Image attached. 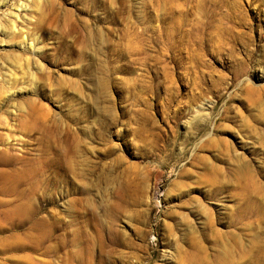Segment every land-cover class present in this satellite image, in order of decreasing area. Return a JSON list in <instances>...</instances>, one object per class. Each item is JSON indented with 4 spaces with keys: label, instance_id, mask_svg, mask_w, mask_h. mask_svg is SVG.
Segmentation results:
<instances>
[{
    "label": "rangeland",
    "instance_id": "obj_1",
    "mask_svg": "<svg viewBox=\"0 0 264 264\" xmlns=\"http://www.w3.org/2000/svg\"><path fill=\"white\" fill-rule=\"evenodd\" d=\"M0 264H264V0H0Z\"/></svg>",
    "mask_w": 264,
    "mask_h": 264
},
{
    "label": "bare ground",
    "instance_id": "obj_2",
    "mask_svg": "<svg viewBox=\"0 0 264 264\" xmlns=\"http://www.w3.org/2000/svg\"><path fill=\"white\" fill-rule=\"evenodd\" d=\"M17 10V9H16ZM15 12V11H14ZM15 14H16V12H15ZM10 16H12V15H10ZM15 16V15H14ZM15 19H16V17H15ZM7 21L9 22L8 23V29L10 30V31H15L16 29H15V23H14V21L12 20V18H10V19H7ZM20 34L22 35V32H20ZM24 34V33H23ZM22 37H25V36H22ZM27 39H26V37H25V39L24 38H22V40H21V43H24L25 41H26ZM27 42V41H26ZM34 44H32V41L30 40L29 42H28V47L29 48H31L32 46H33Z\"/></svg>",
    "mask_w": 264,
    "mask_h": 264
}]
</instances>
